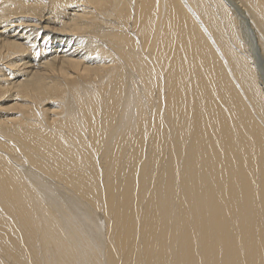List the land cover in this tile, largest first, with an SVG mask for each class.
I'll use <instances>...</instances> for the list:
<instances>
[{"label": "bare ground", "instance_id": "bare-ground-1", "mask_svg": "<svg viewBox=\"0 0 264 264\" xmlns=\"http://www.w3.org/2000/svg\"><path fill=\"white\" fill-rule=\"evenodd\" d=\"M260 68L264 0H0V264H264Z\"/></svg>", "mask_w": 264, "mask_h": 264}, {"label": "rangeland", "instance_id": "rangeland-1", "mask_svg": "<svg viewBox=\"0 0 264 264\" xmlns=\"http://www.w3.org/2000/svg\"><path fill=\"white\" fill-rule=\"evenodd\" d=\"M250 35H248V37H249ZM247 37V38H248ZM250 38H251V40H250ZM250 38H249V41H250V43H251V45H252V48L254 49V51L252 50V48H251V46L249 47L250 48V50L254 53V55H255V43H253V37L252 36H250ZM249 41L247 40V42L249 43ZM252 41V42H251ZM254 44V45H253ZM250 45V44H249ZM254 46V47H253ZM255 57L257 58V54L255 55ZM259 58V57H258ZM259 61V60H258ZM258 61H257V63H258ZM258 66H261L260 65V61H259V64H257ZM260 69H262V68H260ZM260 74H261V76H262V78L264 79V69H262V71L260 70Z\"/></svg>", "mask_w": 264, "mask_h": 264}]
</instances>
